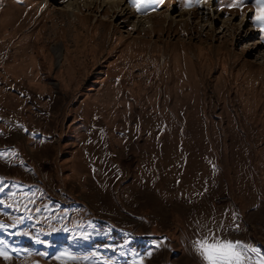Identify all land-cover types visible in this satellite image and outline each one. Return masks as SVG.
<instances>
[{
    "label": "rangeland",
    "instance_id": "obj_1",
    "mask_svg": "<svg viewBox=\"0 0 264 264\" xmlns=\"http://www.w3.org/2000/svg\"><path fill=\"white\" fill-rule=\"evenodd\" d=\"M255 12L0 0V264H202L218 226L264 257Z\"/></svg>",
    "mask_w": 264,
    "mask_h": 264
},
{
    "label": "snow or ice",
    "instance_id": "obj_2",
    "mask_svg": "<svg viewBox=\"0 0 264 264\" xmlns=\"http://www.w3.org/2000/svg\"><path fill=\"white\" fill-rule=\"evenodd\" d=\"M136 11L139 13L145 9L156 10L163 3V0H129ZM240 0H238V3ZM256 5L254 23L264 31V0H254ZM236 7L238 4H232ZM207 227V226H205ZM238 228V226H237ZM218 226L217 231L207 229L205 235L193 241V247L201 259L202 264H264V257L253 260L249 252L256 253L257 249L241 241H232L220 236ZM68 260H77L78 257L71 253L61 254ZM0 256L9 259L7 253L0 251ZM87 259V257H84Z\"/></svg>",
    "mask_w": 264,
    "mask_h": 264
},
{
    "label": "bare ground",
    "instance_id": "obj_3",
    "mask_svg": "<svg viewBox=\"0 0 264 264\" xmlns=\"http://www.w3.org/2000/svg\"><path fill=\"white\" fill-rule=\"evenodd\" d=\"M96 1H91V2H89V5L88 4H85L84 2H83V4L82 5H88V6H93V4L95 3ZM102 4V3H101ZM96 5H97V2H96V4H94V8L96 7ZM102 7H103V9L102 10H104V13H106L107 15H115V14H118V16L119 15H121V16H123L124 14H125V11H124V9L122 8V5H121V3L120 2H117V3H115V2H113V3H105V4H102ZM162 19H164V18H162ZM182 19V18H181ZM167 20V22L169 23V22H171V19H166ZM182 20H178V21H176V24L175 25H177L178 24V22H181ZM183 23H185L186 24V20L185 21H182ZM175 23V22H174ZM187 25V24H186Z\"/></svg>",
    "mask_w": 264,
    "mask_h": 264
}]
</instances>
